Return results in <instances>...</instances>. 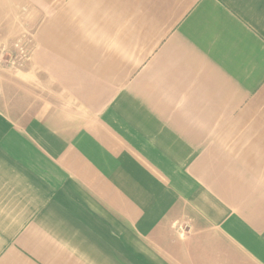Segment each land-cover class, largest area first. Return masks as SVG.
<instances>
[{
  "label": "crops",
  "instance_id": "0c3cea01",
  "mask_svg": "<svg viewBox=\"0 0 264 264\" xmlns=\"http://www.w3.org/2000/svg\"><path fill=\"white\" fill-rule=\"evenodd\" d=\"M45 6L0 264H264V0Z\"/></svg>",
  "mask_w": 264,
  "mask_h": 264
},
{
  "label": "rangeland",
  "instance_id": "374dc122",
  "mask_svg": "<svg viewBox=\"0 0 264 264\" xmlns=\"http://www.w3.org/2000/svg\"><path fill=\"white\" fill-rule=\"evenodd\" d=\"M46 0H0V112L44 111L41 88L33 86L31 63L35 57L36 34L47 9ZM187 226L184 225L182 233Z\"/></svg>",
  "mask_w": 264,
  "mask_h": 264
}]
</instances>
